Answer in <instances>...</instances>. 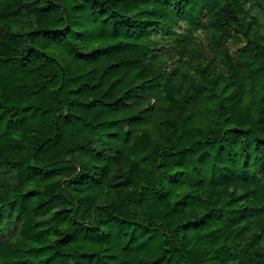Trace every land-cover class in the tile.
<instances>
[{"label": "trees", "instance_id": "16d2710c", "mask_svg": "<svg viewBox=\"0 0 264 264\" xmlns=\"http://www.w3.org/2000/svg\"><path fill=\"white\" fill-rule=\"evenodd\" d=\"M0 264H264V0H0Z\"/></svg>", "mask_w": 264, "mask_h": 264}]
</instances>
